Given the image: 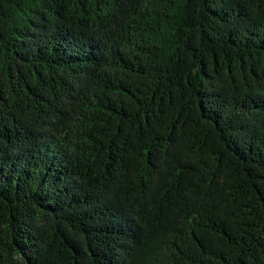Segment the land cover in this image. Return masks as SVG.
Listing matches in <instances>:
<instances>
[{
	"label": "trees",
	"instance_id": "trees-1",
	"mask_svg": "<svg viewBox=\"0 0 264 264\" xmlns=\"http://www.w3.org/2000/svg\"><path fill=\"white\" fill-rule=\"evenodd\" d=\"M0 264H264V0H0Z\"/></svg>",
	"mask_w": 264,
	"mask_h": 264
}]
</instances>
